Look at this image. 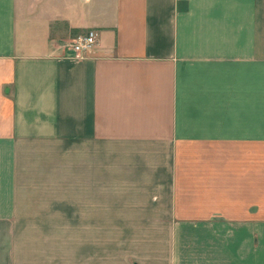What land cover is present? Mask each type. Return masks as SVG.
<instances>
[{
    "label": "crops",
    "instance_id": "1",
    "mask_svg": "<svg viewBox=\"0 0 264 264\" xmlns=\"http://www.w3.org/2000/svg\"><path fill=\"white\" fill-rule=\"evenodd\" d=\"M110 230L114 264H264V0H0V264Z\"/></svg>",
    "mask_w": 264,
    "mask_h": 264
},
{
    "label": "rangeland",
    "instance_id": "2",
    "mask_svg": "<svg viewBox=\"0 0 264 264\" xmlns=\"http://www.w3.org/2000/svg\"><path fill=\"white\" fill-rule=\"evenodd\" d=\"M74 41V40H73ZM60 237H61V243H60V252L58 250V247H55L54 250H52V248H50V252L49 255L50 259H54L45 263L44 261L42 262H37L34 264H68L67 260H68V231H60ZM100 232L101 231H94V245L92 247V251H93V257H94V262L93 264H103V262H101V256L106 257L108 256L107 259H109V264H114L115 259H116V255H118V250L119 248H121V245H117V241L119 239L123 240V236H126L125 234L123 235V233L125 231H117V230H110L108 231L107 234V240H108V244L105 245L104 247L100 246V244H97L99 242V238H100ZM104 237V235H103ZM106 241V240H105ZM59 262V263H58ZM116 264V263H115Z\"/></svg>",
    "mask_w": 264,
    "mask_h": 264
},
{
    "label": "built area",
    "instance_id": "3",
    "mask_svg": "<svg viewBox=\"0 0 264 264\" xmlns=\"http://www.w3.org/2000/svg\"><path fill=\"white\" fill-rule=\"evenodd\" d=\"M98 44V33L95 30H90L86 34L77 36L72 45V51L81 57L84 53L91 52Z\"/></svg>",
    "mask_w": 264,
    "mask_h": 264
}]
</instances>
